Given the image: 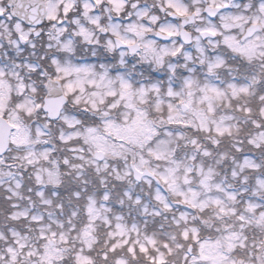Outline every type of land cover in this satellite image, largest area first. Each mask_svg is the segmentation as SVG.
Returning a JSON list of instances; mask_svg holds the SVG:
<instances>
[{"label": "snow or ice", "instance_id": "obj_1", "mask_svg": "<svg viewBox=\"0 0 264 264\" xmlns=\"http://www.w3.org/2000/svg\"><path fill=\"white\" fill-rule=\"evenodd\" d=\"M0 264H264V0H0Z\"/></svg>", "mask_w": 264, "mask_h": 264}]
</instances>
